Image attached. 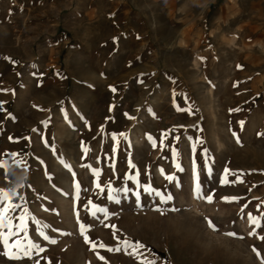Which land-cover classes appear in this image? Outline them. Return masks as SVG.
<instances>
[{"label":"rangeland","instance_id":"374dc122","mask_svg":"<svg viewBox=\"0 0 264 264\" xmlns=\"http://www.w3.org/2000/svg\"><path fill=\"white\" fill-rule=\"evenodd\" d=\"M0 161V264H262L264 0H0Z\"/></svg>","mask_w":264,"mask_h":264},{"label":"snow or ice","instance_id":"6c2138e0","mask_svg":"<svg viewBox=\"0 0 264 264\" xmlns=\"http://www.w3.org/2000/svg\"><path fill=\"white\" fill-rule=\"evenodd\" d=\"M134 167V165H132ZM0 167H6L5 163L3 161H0ZM95 175H98L99 173L96 172L94 173ZM226 182V181H225ZM97 187H100L99 184H97ZM199 188V185H197V189ZM145 191H153L150 186H145ZM156 195L158 196H161L162 200H170L171 199V196H167V197H164L162 196L161 193L159 192H156ZM11 197H12V194L8 191H5V190H0V242H2L5 246V255H9V252L7 249H9V247H11L12 249H15L16 251H22L25 255H29L30 254V250L32 248H37V246L33 243H31L30 241L25 244L24 241L27 240V237H24L23 240H16L14 244L12 245H9V238L13 235H17L18 233H14L12 231V229L15 227L18 229V232L20 231H25V228H24V220H25V217L24 216H20L19 219L21 221V224L20 225H14L12 223L14 217L11 215L16 208H19L20 205L18 204H12L11 203ZM112 198V197H110ZM137 199H139V195L137 194ZM208 201L211 202L212 200V197L209 196L207 197ZM226 202H231L232 200H235L237 198L235 197H232V198H228V197H225L224 198ZM93 212H92V215H95L96 212H104L105 215H107V212L105 209L103 208H99V207H96V206H93ZM174 210V209H173ZM260 219L262 218H256V217H252L251 215H249V220L252 224H254L256 227H260L261 224H260ZM209 226L210 227H215L211 221H209ZM4 229H7V232L4 231ZM251 234H255L254 232L251 233ZM228 235H232V236H235L236 234L235 233H228ZM47 239V237H45ZM261 239H264V237H261ZM85 242H90L88 237L85 236ZM52 243H55V241H52ZM121 243L124 245V247L128 248V247H131L133 249L134 252H136L138 249L144 247L142 244H140L139 242H130V241H127V240H124V241H121ZM100 247H105V245L101 244L99 245ZM93 248L96 247V245H92ZM110 251L112 249H109ZM116 250H119V249H116ZM255 251V249H254ZM257 255H259V253L257 252ZM9 258L10 259H15V258H19L15 253L9 255ZM101 259H103V257H100ZM141 264H155L154 261H149V260H142L141 261ZM262 264H264V261H262Z\"/></svg>","mask_w":264,"mask_h":264},{"label":"trees","instance_id":"16d2710c","mask_svg":"<svg viewBox=\"0 0 264 264\" xmlns=\"http://www.w3.org/2000/svg\"><path fill=\"white\" fill-rule=\"evenodd\" d=\"M159 254H161V255H164L163 253H161V252H158Z\"/></svg>","mask_w":264,"mask_h":264}]
</instances>
